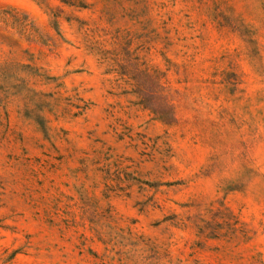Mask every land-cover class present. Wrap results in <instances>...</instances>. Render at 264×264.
Segmentation results:
<instances>
[{
    "label": "rangeland",
    "instance_id": "obj_1",
    "mask_svg": "<svg viewBox=\"0 0 264 264\" xmlns=\"http://www.w3.org/2000/svg\"><path fill=\"white\" fill-rule=\"evenodd\" d=\"M0 264H264V0H0Z\"/></svg>",
    "mask_w": 264,
    "mask_h": 264
}]
</instances>
